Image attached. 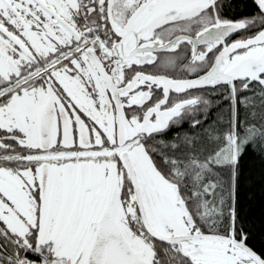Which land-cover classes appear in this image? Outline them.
I'll return each mask as SVG.
<instances>
[{
  "label": "snow or ice",
  "instance_id": "obj_1",
  "mask_svg": "<svg viewBox=\"0 0 264 264\" xmlns=\"http://www.w3.org/2000/svg\"><path fill=\"white\" fill-rule=\"evenodd\" d=\"M231 2L0 0V264H264V0Z\"/></svg>",
  "mask_w": 264,
  "mask_h": 264
},
{
  "label": "trees",
  "instance_id": "obj_2",
  "mask_svg": "<svg viewBox=\"0 0 264 264\" xmlns=\"http://www.w3.org/2000/svg\"><path fill=\"white\" fill-rule=\"evenodd\" d=\"M230 13H246L250 5L242 2H233L227 7ZM227 104L221 109L227 119ZM213 112V117L221 110ZM248 113L242 108L240 120L244 121ZM238 208L240 215L251 227L254 233L252 243L259 247L264 233V145H254L249 148L241 160V175L238 188Z\"/></svg>",
  "mask_w": 264,
  "mask_h": 264
},
{
  "label": "flooded vegetation",
  "instance_id": "obj_3",
  "mask_svg": "<svg viewBox=\"0 0 264 264\" xmlns=\"http://www.w3.org/2000/svg\"><path fill=\"white\" fill-rule=\"evenodd\" d=\"M237 1H239V2H242V3H245L244 2V0H232V2L231 3H233V2H237ZM228 2V0H226V3ZM224 11H225V13L228 15V16H240V15H242V14H244L243 12H241V13H230L228 10H227V7L224 9Z\"/></svg>",
  "mask_w": 264,
  "mask_h": 264
}]
</instances>
